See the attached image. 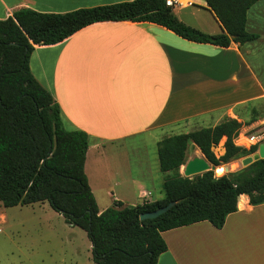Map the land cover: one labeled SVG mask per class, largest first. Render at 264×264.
<instances>
[{
    "label": "crops",
    "instance_id": "obj_1",
    "mask_svg": "<svg viewBox=\"0 0 264 264\" xmlns=\"http://www.w3.org/2000/svg\"><path fill=\"white\" fill-rule=\"evenodd\" d=\"M131 1L0 0V21L22 9L66 14ZM196 2L209 25L189 24L176 9L173 14L207 35L223 33L204 1ZM245 30L258 39L220 48L186 41L150 23L107 22L54 46H34L30 72L58 105L63 128L88 136L84 172L99 213L114 202L135 207L164 199L150 190L154 182L162 190L171 175L159 169L157 144L163 139L214 128L225 119L242 123L248 133L262 121L264 1L248 10ZM252 117L256 121L247 126ZM186 159L204 158L189 144ZM161 237L167 251L157 264H264V204L251 206L243 195L221 230L201 222Z\"/></svg>",
    "mask_w": 264,
    "mask_h": 264
},
{
    "label": "trees",
    "instance_id": "obj_2",
    "mask_svg": "<svg viewBox=\"0 0 264 264\" xmlns=\"http://www.w3.org/2000/svg\"><path fill=\"white\" fill-rule=\"evenodd\" d=\"M203 1L223 33L207 35L186 26L165 0H134L66 14L22 9L0 21V204L4 208L47 203L67 225L86 233L93 264H157L167 251L162 233L201 222L221 230L243 195L251 206L264 204V159L221 177L212 171L192 178L179 174L189 144L215 168L257 153L258 146L246 150L234 144L242 123L225 119L214 128L157 144L160 172L171 173L162 184L163 200L135 207L114 202L99 213L84 172L88 136L63 128L58 105L30 72L34 46L57 45L98 23H150L186 41L220 48L258 39L245 30L246 14L264 0ZM222 139L224 154L217 157L212 149ZM170 203L176 205L160 217L139 221L140 215Z\"/></svg>",
    "mask_w": 264,
    "mask_h": 264
},
{
    "label": "rangeland",
    "instance_id": "obj_3",
    "mask_svg": "<svg viewBox=\"0 0 264 264\" xmlns=\"http://www.w3.org/2000/svg\"><path fill=\"white\" fill-rule=\"evenodd\" d=\"M193 5L187 12L176 9L175 14L198 27L202 23L209 25L206 10L196 0H193ZM262 121H256L254 126ZM240 133L244 135L247 131L241 129ZM237 144L248 149L243 138ZM263 145L264 141L258 148ZM221 147L222 144H219L213 149L218 157L221 156ZM245 159L234 161L229 167L217 168L216 172L213 171L214 176L221 177L239 171ZM234 164L238 165L236 169H233ZM150 190L154 198L158 195L164 198L161 183L154 182ZM0 264H93L91 244L85 232L67 225L62 216L52 211L47 203L15 208H4L0 204Z\"/></svg>",
    "mask_w": 264,
    "mask_h": 264
},
{
    "label": "water",
    "instance_id": "obj_4",
    "mask_svg": "<svg viewBox=\"0 0 264 264\" xmlns=\"http://www.w3.org/2000/svg\"><path fill=\"white\" fill-rule=\"evenodd\" d=\"M262 147H264V145ZM260 159H264V155H261V153L260 154L258 153V154L253 155L252 158H247V159L243 160L242 165L244 167H247L248 165H250L253 162H256ZM215 169L216 168L211 166L210 164H208V162L205 159H194V160H192L186 164V166L184 168L183 175L185 178H192L195 176L202 175L208 171L213 172V171H215ZM175 205H176V203H170L166 207L158 209L154 212L142 214L139 217V221L143 222V221H147V220H154V219L160 217L161 215L165 214L166 212H168Z\"/></svg>",
    "mask_w": 264,
    "mask_h": 264
},
{
    "label": "built area",
    "instance_id": "obj_5",
    "mask_svg": "<svg viewBox=\"0 0 264 264\" xmlns=\"http://www.w3.org/2000/svg\"><path fill=\"white\" fill-rule=\"evenodd\" d=\"M165 4L167 7L171 8V9H188L190 7L193 6L192 1L191 0H165ZM240 138H243V141L245 140L246 145L248 146L249 150L251 147L253 146H259L262 141H264V120L256 125L252 131L241 135L239 134L237 139L235 141H237V143L240 141ZM256 140V143H249L250 140ZM237 147L243 148L244 149V145H237Z\"/></svg>",
    "mask_w": 264,
    "mask_h": 264
},
{
    "label": "clouds",
    "instance_id": "obj_6",
    "mask_svg": "<svg viewBox=\"0 0 264 264\" xmlns=\"http://www.w3.org/2000/svg\"><path fill=\"white\" fill-rule=\"evenodd\" d=\"M249 143H256V140H255V139L250 140ZM237 166H238V165L234 164V165H233V169H235ZM181 168H182V170H183L184 166L182 165Z\"/></svg>",
    "mask_w": 264,
    "mask_h": 264
},
{
    "label": "bare ground",
    "instance_id": "obj_7",
    "mask_svg": "<svg viewBox=\"0 0 264 264\" xmlns=\"http://www.w3.org/2000/svg\"><path fill=\"white\" fill-rule=\"evenodd\" d=\"M260 153H261V155H264V147H262L261 149H260ZM230 169V168H229ZM236 169V168H235ZM215 171H216V169H215ZM223 171H224V169H223Z\"/></svg>",
    "mask_w": 264,
    "mask_h": 264
}]
</instances>
